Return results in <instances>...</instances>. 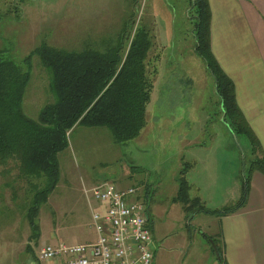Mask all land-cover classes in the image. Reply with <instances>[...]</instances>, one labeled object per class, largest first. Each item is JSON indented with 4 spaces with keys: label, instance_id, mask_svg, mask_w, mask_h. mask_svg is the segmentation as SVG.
Segmentation results:
<instances>
[{
    "label": "rangeland",
    "instance_id": "rangeland-1",
    "mask_svg": "<svg viewBox=\"0 0 264 264\" xmlns=\"http://www.w3.org/2000/svg\"><path fill=\"white\" fill-rule=\"evenodd\" d=\"M136 11L133 28L140 24L152 36L148 58L156 68L143 129L119 143L105 127L75 125L58 153V181L34 228L23 215L26 185L16 178L15 162L0 165V264H38L46 243L94 242L91 212L105 208L83 190L104 181L135 189L128 199L144 206L153 264H192L205 247L203 264L214 261L215 252L207 259L211 243L199 229L209 215L199 209H219L225 193H232L229 205L236 202L249 144L224 121L213 78L193 51L189 0H139ZM132 14V0H0V54L22 65L26 55L48 44L116 57L129 44L121 35ZM36 53L22 102L34 120L54 101L51 73Z\"/></svg>",
    "mask_w": 264,
    "mask_h": 264
},
{
    "label": "trees",
    "instance_id": "trees-1",
    "mask_svg": "<svg viewBox=\"0 0 264 264\" xmlns=\"http://www.w3.org/2000/svg\"><path fill=\"white\" fill-rule=\"evenodd\" d=\"M138 3L139 0H132L133 14L127 18L121 35V40L125 38L129 44L125 52L120 47L116 57L84 50L64 51L48 44L36 50L41 63L49 68L54 94V101L40 110L37 120L27 116L22 108L31 77V58L36 52L26 55L22 65L0 54V165L9 160L15 162L16 178L26 185L23 215L32 227L40 206L47 202L48 194L57 184L58 153L67 147V137L75 125L105 127L119 143L135 139L145 125L156 68L148 58L152 36L140 24L133 28ZM189 7L193 17V51L213 78L214 94L224 121L234 135L245 137L249 144L248 164L241 176L237 201L220 209H199L207 214L226 215L245 204L252 173L264 174V154L237 104L232 80L211 51V13L207 0H189ZM181 184L178 193L185 201L186 185ZM212 241L220 263L226 264L217 243Z\"/></svg>",
    "mask_w": 264,
    "mask_h": 264
},
{
    "label": "crops",
    "instance_id": "crops-1",
    "mask_svg": "<svg viewBox=\"0 0 264 264\" xmlns=\"http://www.w3.org/2000/svg\"><path fill=\"white\" fill-rule=\"evenodd\" d=\"M207 2L211 13V51L232 80L237 104L264 154V0ZM227 179L230 184V178ZM239 194V189L234 192L236 197ZM230 195H221L215 208L228 206L233 201ZM208 215L199 229L204 237L215 240L224 263L264 264V174L252 173L246 202L238 210L226 215ZM206 250L201 248L197 254L202 255H197L192 264H203ZM210 250L207 259L210 252L214 254L212 245ZM212 264L221 263L215 257Z\"/></svg>",
    "mask_w": 264,
    "mask_h": 264
},
{
    "label": "built area",
    "instance_id": "built-area-1",
    "mask_svg": "<svg viewBox=\"0 0 264 264\" xmlns=\"http://www.w3.org/2000/svg\"><path fill=\"white\" fill-rule=\"evenodd\" d=\"M83 191L105 208L91 212L96 240L43 244L38 264H152L155 246L147 214L141 203L128 199L135 189L117 188L113 182L104 181Z\"/></svg>",
    "mask_w": 264,
    "mask_h": 264
},
{
    "label": "water",
    "instance_id": "water-1",
    "mask_svg": "<svg viewBox=\"0 0 264 264\" xmlns=\"http://www.w3.org/2000/svg\"><path fill=\"white\" fill-rule=\"evenodd\" d=\"M209 241H210V243L212 245L213 251L215 252V256L217 257L218 260H220L219 259V253H218L216 245L213 243L212 239H209Z\"/></svg>",
    "mask_w": 264,
    "mask_h": 264
}]
</instances>
